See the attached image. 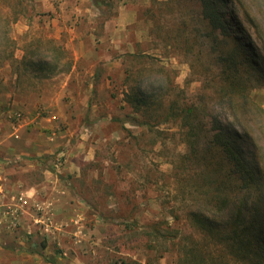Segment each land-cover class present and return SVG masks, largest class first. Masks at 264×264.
I'll return each mask as SVG.
<instances>
[{"label": "rangeland", "instance_id": "1", "mask_svg": "<svg viewBox=\"0 0 264 264\" xmlns=\"http://www.w3.org/2000/svg\"><path fill=\"white\" fill-rule=\"evenodd\" d=\"M0 8V264L180 263L189 243L217 256L221 246L182 216L168 164L173 146L183 152L176 129L162 125L156 138L141 131L123 93L133 55L145 54L150 93L208 100L204 69L231 49V37L201 36L192 7L197 43L166 39L181 20L170 0H0ZM239 16L252 22L240 39L261 47L264 0H243ZM38 39L57 51V70L45 78L22 59ZM251 95L264 108V87ZM135 221L178 234L126 231Z\"/></svg>", "mask_w": 264, "mask_h": 264}, {"label": "trees", "instance_id": "2", "mask_svg": "<svg viewBox=\"0 0 264 264\" xmlns=\"http://www.w3.org/2000/svg\"><path fill=\"white\" fill-rule=\"evenodd\" d=\"M170 1L181 20L166 39L184 34L192 45L197 43L188 17L195 7L204 26L200 35L213 40L221 35L226 44L231 37L233 49L225 55L218 53L213 68L204 69L211 93L208 100L165 102L162 94L150 93L145 85L150 71L145 54L133 55L137 65L125 73L128 87L123 101L136 114L134 125L154 138L162 125L167 132L176 129L183 152L177 154L173 146L168 164L175 193L185 203L182 216L202 238L221 246L213 257L206 245L189 243L183 246L180 263L165 264H264V108L251 95L252 90L264 87V44L258 47L240 39L241 31L244 34L245 26L252 23L239 16L243 0H190L192 6L184 0ZM5 20L0 12V24ZM29 47L22 58L25 67L43 78L57 70V51L51 40L38 39ZM157 67L158 74L168 79L166 70ZM173 138L171 133L169 139ZM173 219L178 221V216ZM135 226L157 240L178 234L160 221L124 224L129 232Z\"/></svg>", "mask_w": 264, "mask_h": 264}]
</instances>
